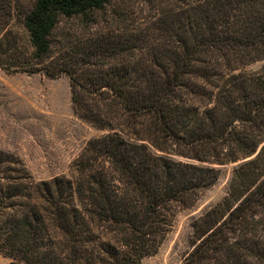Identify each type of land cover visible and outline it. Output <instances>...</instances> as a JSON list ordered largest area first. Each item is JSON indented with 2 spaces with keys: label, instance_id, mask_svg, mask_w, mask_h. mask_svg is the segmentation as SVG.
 Listing matches in <instances>:
<instances>
[{
  "label": "trees",
  "instance_id": "obj_1",
  "mask_svg": "<svg viewBox=\"0 0 264 264\" xmlns=\"http://www.w3.org/2000/svg\"><path fill=\"white\" fill-rule=\"evenodd\" d=\"M132 1L35 0L25 15L33 51L20 71L67 76L74 113L105 132L74 158L73 179L37 181L0 149V253L141 264L239 162L192 220L180 264H264V66L243 71L264 61V0ZM62 19L82 28L54 46Z\"/></svg>",
  "mask_w": 264,
  "mask_h": 264
},
{
  "label": "rangeland",
  "instance_id": "obj_2",
  "mask_svg": "<svg viewBox=\"0 0 264 264\" xmlns=\"http://www.w3.org/2000/svg\"><path fill=\"white\" fill-rule=\"evenodd\" d=\"M34 1L0 0V149L17 157L37 181L60 175L73 179L72 161L89 139L105 131L74 113L67 76L49 78L42 72L20 71L18 66L33 51L23 21ZM132 3L131 0L129 5ZM111 5L109 10L117 7ZM137 5L141 7L139 15L150 12L147 4ZM76 28H82L78 19H62L52 32L53 45ZM95 28L99 30L101 25ZM263 66L264 61H257L243 71L257 72ZM15 69L19 71L14 72ZM238 163L220 167L213 186L200 195L193 207L176 213L172 228L157 252L144 257L141 264L181 263L191 249L192 220L226 195L232 170ZM0 264L25 263L0 253Z\"/></svg>",
  "mask_w": 264,
  "mask_h": 264
}]
</instances>
